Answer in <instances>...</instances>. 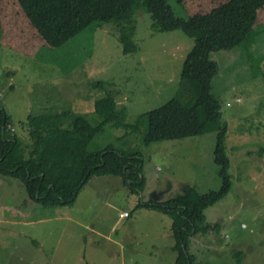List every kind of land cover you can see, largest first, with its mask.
Returning a JSON list of instances; mask_svg holds the SVG:
<instances>
[{
  "label": "rangeland",
  "instance_id": "obj_1",
  "mask_svg": "<svg viewBox=\"0 0 264 264\" xmlns=\"http://www.w3.org/2000/svg\"><path fill=\"white\" fill-rule=\"evenodd\" d=\"M168 1L176 15L188 17L227 0ZM257 24L261 34L248 52L239 46L211 53L220 64L213 93L221 116L209 120L192 83L181 78L194 45L182 30L158 31L139 10L130 21L92 24L51 47L18 0H0V99L19 138L11 160L31 157L30 113L66 110L62 127H72L77 115L97 125L104 115L94 103L113 92L138 129L120 139L125 130L107 124L90 149L111 144L139 152L144 178L142 190L133 192L121 177L93 176L73 206L44 207L21 181L0 175V264H175L171 218L138 204L167 200L190 185L201 193L219 189L214 159L223 123L232 187L206 208L212 229L191 235L188 251L210 264H264V6ZM123 36L135 52L123 53ZM64 141L61 130L45 149L54 153L48 165Z\"/></svg>",
  "mask_w": 264,
  "mask_h": 264
},
{
  "label": "trees",
  "instance_id": "obj_2",
  "mask_svg": "<svg viewBox=\"0 0 264 264\" xmlns=\"http://www.w3.org/2000/svg\"><path fill=\"white\" fill-rule=\"evenodd\" d=\"M18 1L32 25L43 33L51 47L64 45L92 24L130 21L139 10L150 14L153 27L158 31L182 30L194 39V45L184 59L181 78L192 83L209 120L221 116V103L213 93V80L220 71V64L211 57V53L239 46L246 47L248 52L261 34L257 20L259 9L264 6V0H227L205 14L198 12L180 17L168 0ZM129 23L126 22L127 26ZM122 41L123 53L137 50L133 40L123 36ZM249 64L252 67L251 61ZM261 74L264 77V70ZM93 86L103 87V83L94 82ZM94 108L104 115L97 125L85 116L77 115L72 127L68 128L62 126L70 111L30 113L27 120L34 144L32 152L28 153L31 157L12 161L10 156L18 146L19 138L11 128V117L0 99V175L21 181L27 196L44 207L73 206L81 189L93 176L121 177L133 192H140L144 178L141 175L143 157L139 152L119 150L111 144L99 150L90 149L91 141L105 130L107 124L125 130L120 136L122 139L128 131H136L139 123L128 122L125 110L118 109L113 92L96 100ZM61 130L65 139L63 147L56 153L53 163L48 165L46 161L52 160L54 153L45 149ZM216 130L214 161L219 166L218 176L222 181L219 189L201 193L190 185L167 200L151 198L138 204L171 218L176 240L173 246L177 252L175 264H210L197 261L195 255L189 253L188 244L191 235L207 234L212 229L206 223L205 210L223 198L232 187L231 163L225 145L227 124L219 125Z\"/></svg>",
  "mask_w": 264,
  "mask_h": 264
},
{
  "label": "built area",
  "instance_id": "obj_3",
  "mask_svg": "<svg viewBox=\"0 0 264 264\" xmlns=\"http://www.w3.org/2000/svg\"><path fill=\"white\" fill-rule=\"evenodd\" d=\"M238 100H239V98H238ZM228 105H230V102H228ZM122 215L123 216H129V212H124Z\"/></svg>",
  "mask_w": 264,
  "mask_h": 264
},
{
  "label": "clouds",
  "instance_id": "obj_4",
  "mask_svg": "<svg viewBox=\"0 0 264 264\" xmlns=\"http://www.w3.org/2000/svg\"><path fill=\"white\" fill-rule=\"evenodd\" d=\"M129 216H130V213H129Z\"/></svg>",
  "mask_w": 264,
  "mask_h": 264
},
{
  "label": "crops",
  "instance_id": "obj_5",
  "mask_svg": "<svg viewBox=\"0 0 264 264\" xmlns=\"http://www.w3.org/2000/svg\"><path fill=\"white\" fill-rule=\"evenodd\" d=\"M127 212V211H126Z\"/></svg>",
  "mask_w": 264,
  "mask_h": 264
}]
</instances>
